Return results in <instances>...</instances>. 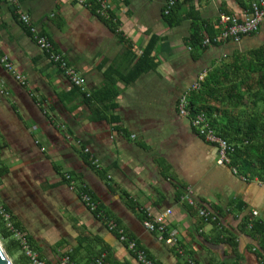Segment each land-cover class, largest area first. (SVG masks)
I'll return each instance as SVG.
<instances>
[{"label": "crops", "instance_id": "obj_1", "mask_svg": "<svg viewBox=\"0 0 264 264\" xmlns=\"http://www.w3.org/2000/svg\"><path fill=\"white\" fill-rule=\"evenodd\" d=\"M167 1L112 0L119 36L77 0H19L21 12L85 79V95L0 0V54L27 81L21 85L0 62V199L47 264L69 254L92 264L104 250V264H139L84 205L81 183L157 264H263L261 235L251 237L241 225L244 217L264 224V182L219 163V149L178 109L202 73L264 44L263 20L238 42L191 48L196 25L207 35L222 15L243 18L260 0H242L244 7L238 0H180L171 24L163 18ZM152 40L154 68L131 80ZM188 189L216 213L222 230L180 201ZM169 209L167 229H178L183 256L143 225L144 213Z\"/></svg>", "mask_w": 264, "mask_h": 264}, {"label": "trees", "instance_id": "obj_2", "mask_svg": "<svg viewBox=\"0 0 264 264\" xmlns=\"http://www.w3.org/2000/svg\"><path fill=\"white\" fill-rule=\"evenodd\" d=\"M87 1L91 13L105 21L112 27L114 33L120 36L114 16L105 20L97 15L98 5L95 0ZM238 1L243 7L245 6L242 0ZM179 2L180 0L175 1L168 14H165L163 9L165 22L171 24V19ZM228 15L233 16L232 14ZM219 31L220 26L217 24L211 27L209 33L205 35L197 24L189 38L191 48L199 47L202 49L203 38L209 36L213 39ZM217 43L219 41L214 44ZM155 45L156 41L152 40L143 52L134 68L131 80L136 79L148 69L154 68L152 53ZM114 98H110L108 101V108H113L112 101ZM87 99L90 100L91 98L87 97ZM188 101L190 113L192 115L205 114L217 135L230 145L228 164L235 168L238 174L252 179L258 178L264 182V44L246 53H235L222 59L219 65L209 69L199 89L189 94ZM147 215L144 213L143 220L147 218ZM242 221L241 227L245 230L248 229L251 237L256 234L261 235L258 253L263 257L264 224L249 217L242 218ZM13 224L25 234L14 220ZM217 230H222V226L218 227L217 225ZM26 237L28 238L27 235ZM226 239L229 243L234 244L231 236L226 237ZM0 240L10 258H13L15 253L22 251L20 244L14 239L12 232L1 216ZM69 256L73 263H77L72 255L69 254ZM14 264H29V260L23 253L19 259L14 260ZM185 264L190 263L186 261Z\"/></svg>", "mask_w": 264, "mask_h": 264}, {"label": "built area", "instance_id": "obj_3", "mask_svg": "<svg viewBox=\"0 0 264 264\" xmlns=\"http://www.w3.org/2000/svg\"><path fill=\"white\" fill-rule=\"evenodd\" d=\"M176 0H168L165 5L164 12L168 14L171 8L174 6ZM8 4L13 8L14 14L17 16L18 21L29 32L31 38L39 47V49L46 54L49 61L60 69L63 75L70 81V83L76 87L81 93L87 95L86 81L76 72V70L69 64L65 56L55 49L54 45L43 36L39 30L32 25L31 19L28 15L24 14L20 10L19 0H7ZM80 5H84L89 9V3L87 0H77ZM98 5L97 15L105 20L111 19L112 15V0H95ZM264 20V0H260L258 3H253L251 11L247 13L243 18L237 16L222 15L219 20L220 31L215 38L205 36L201 42V48L211 46L215 42L232 40L238 42L245 35L256 33ZM0 62L4 68L12 73L15 79L21 84L26 85V79L15 71V68L7 55L0 54ZM206 72L202 73L193 86L182 95L179 100L178 109L182 116L189 117L192 126L198 132V134L208 143L215 145L219 149V163H229L228 152L231 149L226 140L222 139L214 129L210 126V123L203 113L192 115L190 113L188 96L192 91L199 89L200 84L204 81ZM90 158L92 165L99 169V160L90 152L89 149L84 150ZM236 171L235 168H233ZM65 179L74 188L76 183L73 177L69 174L65 175ZM2 175L0 173V189H1ZM80 197L84 205L94 214L96 217L104 221L108 229L115 231L121 242H124L128 249L135 255L139 264H157L151 260L144 249L140 248L137 242L132 239L126 232V230L118 224V222L111 216H108L103 210L100 209L99 202L88 191L85 184H80ZM180 201L189 207L196 210L198 216L204 223L217 222L218 216L216 213L210 211L203 205L197 203L192 196L191 190H187L181 197ZM147 218L143 220L144 227L150 232H156L168 246L174 248L175 253L179 256L185 255V250L181 245L178 235L179 231L176 228L171 230L167 229V219L172 214L169 209L163 214L153 216L151 213H147ZM256 215V213H254ZM0 216L6 223V226L12 232L14 239L20 244L23 253L29 260V264H47L43 261L39 255L32 250L29 240L26 235L19 229H17L12 220L11 213L5 208L0 199ZM251 226V225H250ZM107 252H101L100 256L95 258L92 264H104L106 261ZM190 264L193 261L188 260ZM57 264H79L73 263L69 255L64 256Z\"/></svg>", "mask_w": 264, "mask_h": 264}, {"label": "water", "instance_id": "obj_4", "mask_svg": "<svg viewBox=\"0 0 264 264\" xmlns=\"http://www.w3.org/2000/svg\"><path fill=\"white\" fill-rule=\"evenodd\" d=\"M0 264H14L0 241Z\"/></svg>", "mask_w": 264, "mask_h": 264}, {"label": "rangeland", "instance_id": "obj_5", "mask_svg": "<svg viewBox=\"0 0 264 264\" xmlns=\"http://www.w3.org/2000/svg\"><path fill=\"white\" fill-rule=\"evenodd\" d=\"M219 24V23H218ZM1 241V240H0ZM2 243V242H1ZM3 245V244H2ZM21 255H23V251H19V252H17V253H15L14 254V257L13 258H11L12 260H13V262H14V260H16V259H19L20 257H21Z\"/></svg>", "mask_w": 264, "mask_h": 264}]
</instances>
